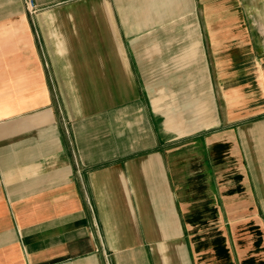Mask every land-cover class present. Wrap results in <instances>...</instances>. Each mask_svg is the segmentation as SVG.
<instances>
[{
  "label": "crops",
  "instance_id": "obj_1",
  "mask_svg": "<svg viewBox=\"0 0 264 264\" xmlns=\"http://www.w3.org/2000/svg\"><path fill=\"white\" fill-rule=\"evenodd\" d=\"M0 0V264H264V0Z\"/></svg>",
  "mask_w": 264,
  "mask_h": 264
},
{
  "label": "built area",
  "instance_id": "obj_2",
  "mask_svg": "<svg viewBox=\"0 0 264 264\" xmlns=\"http://www.w3.org/2000/svg\"><path fill=\"white\" fill-rule=\"evenodd\" d=\"M25 4L30 13H35L39 10L38 5L34 0H25Z\"/></svg>",
  "mask_w": 264,
  "mask_h": 264
}]
</instances>
